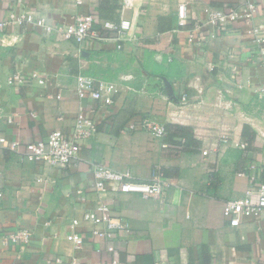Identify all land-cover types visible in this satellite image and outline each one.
<instances>
[{
    "label": "crops",
    "instance_id": "1",
    "mask_svg": "<svg viewBox=\"0 0 264 264\" xmlns=\"http://www.w3.org/2000/svg\"><path fill=\"white\" fill-rule=\"evenodd\" d=\"M134 1L126 16L135 20L143 13L138 21L142 34L121 51L102 43L80 47L26 24L0 27L1 132L22 144L18 152L0 148V264H48L59 255L76 258V264L109 259L127 264H262L264 212L233 222L224 216L223 206L244 195L253 174L264 180V101L258 97L264 65L253 60L256 46L247 26L232 24L221 33L208 26L211 37L203 47L187 44L184 35L173 31L187 27L178 16L181 2L188 4L194 23L206 19V6H238L244 0ZM120 6L121 0H0V18L34 10L52 24H70L97 9L101 18L119 20ZM19 70L35 75L34 80L9 84ZM80 73L120 81L123 88L114 104L80 99ZM127 75L133 78H121ZM182 91L191 98L186 106L165 99L172 93L180 98ZM87 105L93 108L97 134L82 148L79 162L49 167L24 158L26 143L47 141L54 130L70 134ZM146 119L191 127L196 142L169 133L154 138L143 127ZM222 128L230 132L227 143L220 141ZM96 161L132 170L142 181L150 180L153 167L160 165L174 186L167 200L96 194L91 191ZM79 189L85 200L76 196ZM102 199L129 221V232L101 240L91 235V223L70 226ZM19 228L32 231L30 243L24 248L4 244L3 235ZM72 231L83 235L81 249L66 238Z\"/></svg>",
    "mask_w": 264,
    "mask_h": 264
},
{
    "label": "built area",
    "instance_id": "2",
    "mask_svg": "<svg viewBox=\"0 0 264 264\" xmlns=\"http://www.w3.org/2000/svg\"><path fill=\"white\" fill-rule=\"evenodd\" d=\"M134 0H121L119 20H107L101 18L99 11L93 9L87 13L77 16L76 21L70 24H52L43 17L36 15L34 10H25L21 13L12 12L8 19L0 18V27L15 23L18 25H31L35 29L42 31L48 36L57 34L63 36L65 40L78 44V46H91L95 43L104 45L111 44L115 50L121 51L129 42H135L142 34V29L138 21L144 19L143 13H140L137 19L132 20L126 16L127 10L134 8ZM207 13L205 20L191 21V12L188 4L181 2L178 5V16L180 21L185 24L186 28L176 27L173 31L177 36L184 35L187 44H196L203 47L213 32H225L232 24L238 26H247L248 34L252 36V41L256 46V54L253 60L260 65H264V0H244L238 6L225 5L221 7L206 6ZM209 26V27H208ZM213 63L209 64L211 70L215 69ZM35 75L24 74L19 70L14 72L8 79L11 85H25L33 81ZM123 80H130V75L122 76ZM222 80L223 77L219 76ZM43 83L42 78L39 79ZM123 85L120 81H108L94 77L86 73L77 75V93L80 99L100 102L104 105L111 106L117 94L122 90ZM238 84L237 87H242ZM164 92V90H163ZM258 97L264 101V84L259 87ZM170 103H180L186 106L191 103V98L187 92L182 91L180 98L174 93L165 98ZM93 111L92 106L82 107L76 117L74 128L70 134L62 130L52 131L47 141L39 139L30 141L25 145L23 156L25 159L43 164L49 167H65L75 164L82 157V148L91 138L97 134V123L90 115ZM2 108L0 107V116ZM12 122L11 118L7 119ZM145 127L154 138H161L167 135L165 126L156 120L146 119L143 122ZM0 125V148L7 147L14 151L21 150L22 144L19 140H10L2 134ZM220 141L227 143L230 139V132L222 128L219 133ZM242 143V147H246ZM166 146V144H165ZM208 154V150L203 151ZM94 182L91 185V191L100 195L108 194H138L146 199L167 200L169 191L174 186V181L167 176L160 165H155L151 172V178L148 181L137 180L132 170H118L102 162H93ZM252 169L256 164L251 165ZM39 181L42 178H38ZM250 185L244 195L239 198H233L224 203L223 214L233 222H239L242 217H259L264 212V180L258 181L255 174L252 175ZM81 189L77 190L76 196L85 200ZM4 195V177L0 171V198ZM68 196H70L68 194ZM82 222L91 223L94 228L91 235L97 239L111 240L119 233L129 232L130 223L122 215L116 213L109 206V203L102 199L94 207H89L83 211L82 218H74L71 221V227L76 228ZM59 237L58 234L55 235ZM4 244H12L24 248L32 238V231L25 228H19L15 231L3 235ZM75 248L81 249L84 244V237L78 231H72L66 235ZM109 252H114L112 245L108 246ZM76 258L66 260L63 256H54L48 260V264H76ZM100 264H127L118 259H109ZM262 264H264V259Z\"/></svg>",
    "mask_w": 264,
    "mask_h": 264
},
{
    "label": "trees",
    "instance_id": "3",
    "mask_svg": "<svg viewBox=\"0 0 264 264\" xmlns=\"http://www.w3.org/2000/svg\"><path fill=\"white\" fill-rule=\"evenodd\" d=\"M165 129L170 134L171 138L180 137L181 139H185L186 143H194L196 142V138L194 135L193 128L185 126L183 124L177 123H166ZM246 131V127L244 128V133Z\"/></svg>",
    "mask_w": 264,
    "mask_h": 264
}]
</instances>
